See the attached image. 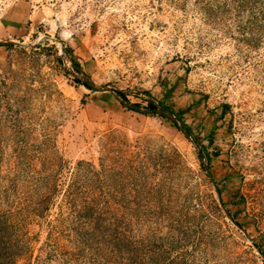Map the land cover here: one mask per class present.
<instances>
[{
	"label": "rangeland",
	"instance_id": "1",
	"mask_svg": "<svg viewBox=\"0 0 264 264\" xmlns=\"http://www.w3.org/2000/svg\"><path fill=\"white\" fill-rule=\"evenodd\" d=\"M230 30L168 0H0V41L23 44L0 46L1 152L30 153L35 168L54 152L62 189L91 162L121 230L153 260L187 248L186 264H264L252 241L264 234L263 50L241 48ZM75 78L138 95L129 105L164 104L176 121ZM60 196L28 221V264L59 262L47 222ZM70 237L60 236L64 250Z\"/></svg>",
	"mask_w": 264,
	"mask_h": 264
},
{
	"label": "trees",
	"instance_id": "2",
	"mask_svg": "<svg viewBox=\"0 0 264 264\" xmlns=\"http://www.w3.org/2000/svg\"><path fill=\"white\" fill-rule=\"evenodd\" d=\"M168 1L184 11L188 4L191 5L206 24L227 26L231 29L227 35L238 46L248 51L262 49L264 57V0ZM0 46L13 47V44ZM71 61L72 67L81 71L80 64L74 58ZM75 81L89 90H95L79 78H75ZM116 93L124 102L130 101V95L138 97L123 91ZM142 101L144 104L135 102L134 106L171 112L164 104ZM181 125L190 132L186 124ZM18 142L22 143V140ZM1 151L0 264H21V261L24 264L30 263L34 247L28 221L45 218L51 206H54L57 194H61L57 215L53 222H47V244L51 251L48 258H58L57 264H186L184 256L188 252L187 248L175 260L167 256L170 250H162L160 259L153 260L151 250L143 252L135 246L130 236L121 230L120 220L115 215L118 209H114L103 197L106 193L104 173L97 171L91 162L80 160L73 179L62 189L64 182L59 172L63 170L64 159L58 158L54 152L46 154L41 151L44 153L40 154L44 156H37L42 159L41 167L35 168L32 164L34 155L26 152L5 155ZM199 153L201 155L203 151L200 150ZM221 204L223 205L222 201ZM227 213L242 228V224L230 212ZM183 233L173 242L175 246H186L188 243L186 234ZM62 235L71 236L68 241L73 245L72 249H63L64 244L60 242ZM252 241L264 258V234L259 240ZM35 260L36 264H45L41 256H37Z\"/></svg>",
	"mask_w": 264,
	"mask_h": 264
},
{
	"label": "water",
	"instance_id": "3",
	"mask_svg": "<svg viewBox=\"0 0 264 264\" xmlns=\"http://www.w3.org/2000/svg\"><path fill=\"white\" fill-rule=\"evenodd\" d=\"M3 44H14V45H16V44H19V45H23L22 43H18V42H15V41H13V40H8V41H0V45H3ZM83 74V73H82ZM83 76H84V74H83ZM82 81H85V82H87V83H89L91 86H93V88H95V89H100V90H103V91H108V92H111L112 94H113V96L119 101V102H121V103H123L124 105H126V106H128V107H130V108H134V109H136V110H139V111H141V112H143V113H147V114H156V115H163V116H166L167 118H169V119H171V120H173V121H176V118L169 112V111H167V110H163V109H155V110H146V109H143V108H140V107H137V106H134V105H129V104H126L118 95H117V93H116V91H118V90H112L111 88H109V87H97L96 88V86H94V84L91 82V81H89L88 79H86V78H84V79H81ZM181 130H182V132L184 133V135L187 137V138H190V134H189V132H187V130H185V129H183L182 127H181ZM206 172H207V174L209 175V177L212 179V176H211V174H210V172H209V170H208V168L206 167ZM229 218H230V216L229 215H227ZM234 224L238 227V228H240L235 222H234ZM241 229V228H240Z\"/></svg>",
	"mask_w": 264,
	"mask_h": 264
}]
</instances>
